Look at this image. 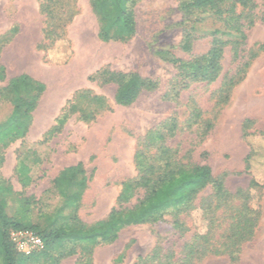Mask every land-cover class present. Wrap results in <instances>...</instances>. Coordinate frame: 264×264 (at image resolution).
Returning a JSON list of instances; mask_svg holds the SVG:
<instances>
[{
  "label": "rangeland",
  "instance_id": "374dc122",
  "mask_svg": "<svg viewBox=\"0 0 264 264\" xmlns=\"http://www.w3.org/2000/svg\"><path fill=\"white\" fill-rule=\"evenodd\" d=\"M59 1L54 25L60 42L44 51L40 48L45 44L40 0H0V67L5 75L0 91L8 80L20 75L45 88L25 136L0 144V201L7 216L41 232L73 217L86 226L105 219L116 204L122 183L137 174L134 155L138 141L165 120L175 118L178 130L168 144L177 147L181 155L190 152L192 162L209 166L214 177L223 176L231 193L246 191L251 179L261 186L251 190L250 206L258 218L252 237L240 247L237 264H264V52L252 60L228 102L220 105V87L237 79L239 61H234L231 48L226 47L215 81L184 82L185 72L178 61L187 63L205 54L216 27L208 21L197 25V38L185 52L181 44L187 24L179 9L181 0H141L133 9L135 35L123 42L106 43L97 37L99 24L89 0ZM254 3L257 22L248 32L242 56L264 42V0ZM10 31L13 36L2 40ZM104 71L137 74L157 87L120 107L114 103L116 86L103 84L99 78ZM19 95L28 99L26 91ZM14 101L15 94H0V129L8 123ZM194 111L199 118L194 117ZM63 116L65 123L60 126ZM247 119L252 122L248 136L243 130ZM207 121L213 127L202 138ZM249 154L250 171L246 173L244 162ZM77 164L85 173L86 188L76 209L61 210L62 200L53 180L63 169ZM20 166L27 169L28 185L19 174ZM211 194V187L206 188L196 205ZM180 221L181 234L174 228L172 214L167 213L154 225L123 229L114 243L96 247L89 258L77 253L57 264H144L139 258H147L157 246L178 253L184 243L207 230L198 208L181 215ZM26 264L53 263L38 253ZM198 264H229V260L227 256H209Z\"/></svg>",
  "mask_w": 264,
  "mask_h": 264
},
{
  "label": "trees",
  "instance_id": "16d2710c",
  "mask_svg": "<svg viewBox=\"0 0 264 264\" xmlns=\"http://www.w3.org/2000/svg\"><path fill=\"white\" fill-rule=\"evenodd\" d=\"M92 12L97 18L99 29L97 37L101 42L126 41L136 33L134 7L141 0H89ZM59 0H40L39 8L45 17L43 36L45 44L40 46L44 51L60 42L56 33L54 17L60 5ZM179 9L187 27L183 33L181 47L189 52L191 43L195 40L197 25L208 21L216 29L211 33L209 50L189 62L178 61L185 72L187 80L193 82L212 83L220 72V62L224 49L231 48L234 61L238 62L235 77L229 79L220 87L219 104L225 105L234 86L239 84L259 52H264V42L258 45L256 51H250L242 56L248 32L257 22L254 0H181ZM205 16V18H203ZM13 36L8 32L2 40ZM103 84H114L116 92L114 103L120 107L131 105L142 92L154 91L157 87L154 81L143 79L137 74H123L104 71L99 74ZM5 79L4 69L0 67V81ZM185 83H183L185 85ZM183 85V86H184ZM44 86L32 80L27 75H20L8 80L7 86L0 94H15V101L8 123L0 129V144L5 145L21 139L28 130L31 114L44 92ZM20 91L28 92V99H23ZM194 117L199 113L194 111ZM65 123L63 116L58 124ZM252 122L245 120L243 130H248ZM213 125L210 121L204 124L202 138ZM178 130L175 118H169L157 128L141 138L134 155L136 176L122 183L116 204L111 208L105 219L91 226L82 224L73 217L71 221L61 222L48 231H39L37 227L19 224L9 218L5 205L0 201V258L2 264H26L38 253L57 264L61 259L77 253L89 258L92 251L101 245L114 243L118 234L125 228L139 225H154L160 222L167 213L173 216L174 228L183 232L180 216L195 208L202 212L207 223L204 235L196 236L184 243L178 253L164 251L157 246L147 258H139L144 264H198L209 256H227L229 264H237L240 247L248 241L255 228L258 213L250 206L251 190L261 188L251 179L246 191L238 190L231 193L224 184V177H214L207 165L191 161L190 152L183 155L177 147L170 146L168 139ZM264 135V131L261 133ZM251 154L245 158V172L250 171ZM2 159L0 158V165ZM27 169L19 168V174L25 176L24 184L28 185ZM87 179L80 164L63 169L53 180V188L62 200V208H77ZM211 187L212 194L200 199L198 195ZM70 189L76 190L69 193ZM135 199V203L131 201ZM237 205H234L235 202ZM57 210V214L62 212ZM221 212V214H218ZM229 213V214H228ZM228 214V215H227ZM57 220V218L55 219ZM62 220L59 218L57 221ZM29 230L43 242V249L29 256L19 254L9 241L11 231ZM69 249L65 250L64 246ZM52 253H57L52 257ZM121 258L117 259L120 262Z\"/></svg>",
  "mask_w": 264,
  "mask_h": 264
},
{
  "label": "built area",
  "instance_id": "2783aa9c",
  "mask_svg": "<svg viewBox=\"0 0 264 264\" xmlns=\"http://www.w3.org/2000/svg\"><path fill=\"white\" fill-rule=\"evenodd\" d=\"M9 241L17 253L24 256L42 251L43 242L31 231L18 230L9 233Z\"/></svg>",
  "mask_w": 264,
  "mask_h": 264
}]
</instances>
